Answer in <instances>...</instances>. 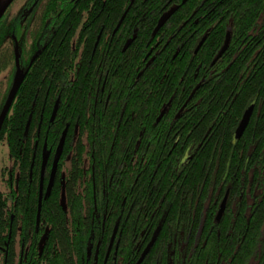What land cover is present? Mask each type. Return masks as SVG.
I'll return each mask as SVG.
<instances>
[{"label":"trees","instance_id":"obj_1","mask_svg":"<svg viewBox=\"0 0 264 264\" xmlns=\"http://www.w3.org/2000/svg\"><path fill=\"white\" fill-rule=\"evenodd\" d=\"M130 1L13 0L2 15L0 110L15 80L14 41L25 75L0 128L18 172L12 196L0 190V228L8 196L34 230L40 153L59 146L37 264H103L116 183L130 191L131 166L143 174L142 203L123 206L105 264H135L150 242L140 264H264V0ZM102 201L99 234L91 217Z\"/></svg>","mask_w":264,"mask_h":264},{"label":"flooded vegetation","instance_id":"obj_2","mask_svg":"<svg viewBox=\"0 0 264 264\" xmlns=\"http://www.w3.org/2000/svg\"><path fill=\"white\" fill-rule=\"evenodd\" d=\"M38 9H39V7H38ZM39 11H40V9L38 10V13H39ZM111 42H112V40H110L107 43L108 46L111 44ZM20 73L24 74L25 70L24 69L21 70V68H20ZM164 109H165V107L162 108V110H164ZM0 143H2L1 140H0ZM61 154H62V151L60 148H59L58 152H57V148H56V150L54 152H52L51 155H50L49 151L45 152V150H42L40 153L41 161H40V174L38 175V192H39V184H40V177H41V167H42V164L44 165V169H43V173H42V180H41V184H42L41 198L43 197V194L48 196L50 194V192L53 190L54 184L58 182V179H56V177H58L57 176V170H58V163H59ZM32 157H33L32 158V160H33L34 155ZM55 157L57 158L56 167H55L54 175L52 178V182L49 185L50 171H51ZM185 158H186V155H184V158L182 157V161ZM6 159H7L8 164H4L3 166H0V186H2V187H0V190H2L3 192H5L7 190V191H9V195L12 196V194H11L12 189L17 188L16 186L18 183L16 182V180L18 178L17 177L18 172H17V169L14 166H12L13 162H12V160L9 159V157L7 155H6ZM32 163H31V165H32ZM131 168H132V171L130 172V176L128 179L133 180L132 187L130 189V191L132 193H129L130 191L124 192L121 189L122 187H119V185H117V183H116V186H117L116 187V195H115V199L113 200L114 201L113 204L117 207V211L115 213L116 214L115 225L113 226V229L110 233L111 234L110 240H111V237L113 234H114V237H113V241H112L111 245H110V240H109L108 247H107V250L105 252L103 264H105L110 253H113L114 255H116V251L118 249V241L116 240V236H117V234L118 235L122 234V231L124 228V222L123 221H126L128 218V216L125 219L123 218V215H124L123 206L131 207L130 210H133L132 209L133 207L142 203V200H140L141 197L139 195V191H137V187H135V184L137 183L138 178L143 174H140V173L137 174V168L136 167L131 166ZM119 181H120V179H119ZM101 188H102L101 193L103 194V196L105 194H107L106 190H110V188H108L107 186H104ZM92 195H93V198L96 197L94 187H93V194ZM225 195H226V201H225V205H224V210L226 207L228 190H226V192L224 193V196ZM224 196H223V198H224ZM8 198L9 197L7 196L6 206H4V211H3V213L6 214V216L8 217V219L5 218L4 227L0 228V264H34L36 261H37L36 262V264H37L39 262L38 258L40 257L41 250H42L41 249V246H42L41 239L43 238L42 234H49V231L46 227L42 228V226H40L41 225L39 223L40 222L39 221L40 210H39V213L37 214V209H36V224H35L34 230L32 232H30V227H25V225H24V220L26 217V214H25L26 208H23L21 210L22 213L16 214V209L12 208V206H14V204ZM223 198H222V200H223ZM222 200H221V202H222ZM159 202H160V200H158V203ZM60 203L62 204L63 207H65L66 206V199H65V202L63 203L61 201V198H60ZM107 203H108L107 201H106V203L105 202L103 203V201L101 202V206H102L101 207L102 208V215L101 216H97L96 208H94V210H93L91 218H93L94 220H97V224L99 223V226L98 225L94 226V232H93L94 234H96V226H98V228H99V234H104V232H105L104 231V229H105V213H106ZM37 205H38V203H37ZM219 206H220V204H219ZM40 208H41V206H40ZM14 210H15V212H14ZM218 210H219V207L217 209V212H218ZM224 210H223V212H224ZM126 211H128V208ZM217 212H216V215H217ZM223 212H222V214H223ZM222 214H221V216H222ZM221 216H220V218H221ZM130 218H131V214H130ZM215 219H216V216H215ZM216 221H219V220L216 219ZM34 238L37 241L36 245L38 246V256H34L32 254V252H30V248L32 247V244H33L32 242H33ZM114 243H115V246H114ZM151 245H152V242H150V244L144 248L142 253L146 249H148V251H149ZM98 246H99V243H97V247ZM113 249H114V251L112 252ZM147 252L145 253V255L147 254ZM142 253L140 254V256L142 255ZM140 256H139V258H140ZM142 260H141V262H142Z\"/></svg>","mask_w":264,"mask_h":264},{"label":"water","instance_id":"obj_3","mask_svg":"<svg viewBox=\"0 0 264 264\" xmlns=\"http://www.w3.org/2000/svg\"><path fill=\"white\" fill-rule=\"evenodd\" d=\"M13 0H5L1 5H0V19L2 17V15L4 14V12L6 11L7 7L10 5V3L12 2ZM36 2L38 0H35ZM186 0H182V2H185ZM133 0L130 1V5L132 4ZM35 3V2H34ZM125 15V12L124 14L122 15L118 25L121 23V20L123 19ZM165 21V18L163 19H160L157 23V26H156V29H158L161 24ZM117 25V26H118ZM205 36L201 39V41L199 42V44L197 45L196 47V50L200 47L201 43L203 42ZM228 41H229V33H226V36H225V40H224V43L219 51V53L217 54L216 58L213 60V62L221 56V54L226 50L227 48V45H228ZM195 50V51H196ZM14 62H15V80H14V83L13 85L11 86L8 94H7V97L5 99V102L0 110V128L2 126V123L4 122L9 110H10V107L13 103V100L15 98V95L17 93V90L24 78V74L23 73H20V67H19V50H18V44L14 41ZM252 111H253V105H250L242 114L241 116V119L235 129V138H239L241 136V134L243 133V131L245 130L247 124H248V121L250 119V116L252 114ZM164 110L160 113V115L158 116L157 120L162 116ZM59 146L57 147V152L59 151ZM44 150V148H43ZM57 157V156H56ZM55 157L54 161H53V165H52V168H51V171H50V181H49V185L51 184L52 182V178H53V175H54V171H55V167H56V161H57V158ZM43 169H44V165L42 164V167H41V177H40V184H39V194H38V205H37V214L39 213V210H40V206H41V187H42V184H41V180H42V173H43ZM225 201H226V195L224 196L222 202L220 203V206H219V210L217 212V215H216V219L219 220L223 210H224V205H225ZM113 237H114V234L112 235L111 237V240H110V245L113 241ZM148 251V249H146L142 255L140 256V258L138 259V261L136 262V264H140L141 260L143 259L145 253Z\"/></svg>","mask_w":264,"mask_h":264},{"label":"rangeland","instance_id":"obj_4","mask_svg":"<svg viewBox=\"0 0 264 264\" xmlns=\"http://www.w3.org/2000/svg\"><path fill=\"white\" fill-rule=\"evenodd\" d=\"M17 7L16 2H11L9 5V8L6 9V11H12L14 12ZM5 78V74L1 73L0 74V81ZM6 149L3 143H0V166H3L4 164H8L7 159H6ZM2 187V186H0ZM61 201L64 203L65 202V196L64 194L61 195Z\"/></svg>","mask_w":264,"mask_h":264},{"label":"bare ground","instance_id":"obj_5","mask_svg":"<svg viewBox=\"0 0 264 264\" xmlns=\"http://www.w3.org/2000/svg\"><path fill=\"white\" fill-rule=\"evenodd\" d=\"M5 0H0V5L4 2Z\"/></svg>","mask_w":264,"mask_h":264}]
</instances>
